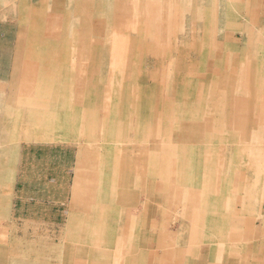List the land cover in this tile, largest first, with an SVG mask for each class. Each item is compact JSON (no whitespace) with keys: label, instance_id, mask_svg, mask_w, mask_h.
I'll return each mask as SVG.
<instances>
[{"label":"rangeland","instance_id":"374dc122","mask_svg":"<svg viewBox=\"0 0 264 264\" xmlns=\"http://www.w3.org/2000/svg\"><path fill=\"white\" fill-rule=\"evenodd\" d=\"M2 2L0 264H197L258 226L264 0Z\"/></svg>","mask_w":264,"mask_h":264},{"label":"crops","instance_id":"0c3cea01","mask_svg":"<svg viewBox=\"0 0 264 264\" xmlns=\"http://www.w3.org/2000/svg\"><path fill=\"white\" fill-rule=\"evenodd\" d=\"M2 1L5 0H0V25L7 21V16H10L9 9ZM256 196L255 200L253 199L256 205L248 217L257 222L258 226L256 224L253 231L245 227L237 228L239 234L231 233L224 246L217 251L204 253L202 257H198L197 264L201 262L209 264L203 259L208 256L212 259V264H264V199L261 194Z\"/></svg>","mask_w":264,"mask_h":264},{"label":"bare ground","instance_id":"6f19581e","mask_svg":"<svg viewBox=\"0 0 264 264\" xmlns=\"http://www.w3.org/2000/svg\"><path fill=\"white\" fill-rule=\"evenodd\" d=\"M29 76V75H28ZM31 76V75H30ZM28 79V77H27ZM30 93V92H29ZM82 94V93H81ZM32 103V102H31ZM33 104V103H32ZM41 104V103H40ZM43 104V103H42ZM41 106V105H40ZM31 107V106H30ZM47 107V106H46ZM44 115V112H42ZM41 113V114H42ZM48 115V114H46ZM50 115V114H49ZM42 116V115H41ZM44 117V116H43ZM49 117V116H48ZM32 117H30V119L26 122L23 123V125L21 124L20 129H22L24 131L23 135H24V141L25 142H46V141H53L54 137L52 136V133H50L53 129H55V126H58V124L56 123V121L54 120V118L51 115V118H47V119H42V120H36L33 121L31 120ZM40 119V118H39ZM33 121V122H32ZM55 127V128H54ZM23 137V136H22ZM24 143V142H23ZM82 153V152H81ZM85 154V153H83ZM205 158V157H204ZM115 160V159H114ZM84 161V159H83ZM85 163V162H83ZM87 164V163H86ZM83 165V164H82ZM85 165V164H84ZM84 165L82 166L84 168ZM118 166V165H117ZM87 169V168H86ZM118 169V168H117ZM123 171V170H121ZM117 174V172H116ZM115 174V175H116ZM118 176V175H117ZM126 176V175H125ZM119 177V176H118ZM116 177L114 176V179ZM80 180V179H79ZM84 180V179H83ZM127 182V181H126ZM86 188V187H85ZM82 191V190H81ZM87 193V192H86ZM182 194V193H181ZM120 200V199H119ZM121 201V200H120ZM109 203V202H108ZM111 209V208H110ZM215 223V222H214ZM213 224V223H212ZM253 231V230H252ZM102 232V231H101ZM100 232V233H101ZM101 235V234H100ZM223 235V234H222ZM224 236V235H223ZM102 243V242H100ZM106 243V242H105ZM101 245V244H100ZM99 245V246H100ZM106 245V244H105ZM91 248V247H90ZM96 248V247H95ZM98 249V248H97ZM230 251V250H229Z\"/></svg>","mask_w":264,"mask_h":264}]
</instances>
